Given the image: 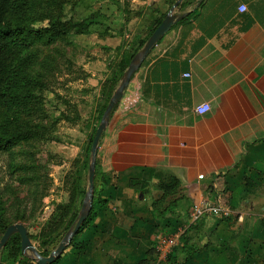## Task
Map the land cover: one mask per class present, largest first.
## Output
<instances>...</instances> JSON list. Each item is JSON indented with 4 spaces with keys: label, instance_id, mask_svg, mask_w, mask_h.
<instances>
[{
    "label": "crops",
    "instance_id": "1",
    "mask_svg": "<svg viewBox=\"0 0 264 264\" xmlns=\"http://www.w3.org/2000/svg\"><path fill=\"white\" fill-rule=\"evenodd\" d=\"M184 1L174 11L178 22L129 85L135 103L130 107L123 96L100 142L106 180L100 188L109 200L98 225L78 237L87 248L68 247L61 264H165L158 236L179 230L182 238L197 234L172 250L179 262L198 240L205 249L187 264L264 261V0ZM132 6L140 14L129 25L142 36L172 8L165 0H132ZM110 28L111 55L124 34L123 27ZM202 103L211 110L200 116L195 108ZM173 177L181 181L180 201L160 220L152 204L163 195L160 184ZM215 197L227 198L232 217L206 216L200 232L192 229L193 205Z\"/></svg>",
    "mask_w": 264,
    "mask_h": 264
},
{
    "label": "rangeland",
    "instance_id": "2",
    "mask_svg": "<svg viewBox=\"0 0 264 264\" xmlns=\"http://www.w3.org/2000/svg\"><path fill=\"white\" fill-rule=\"evenodd\" d=\"M61 3L64 20L80 23L99 12L102 24L93 27L89 35H71L64 42L53 46L37 47L40 56L31 73L42 80L46 87L42 93L43 101L39 103L40 120L37 116L31 119L36 124L43 123L44 137L16 147L12 156L0 154V206L4 208V218L12 225L26 226L30 240L39 253L40 245L36 238L58 205L69 202L72 182L82 171L85 193L78 202V216L81 212L89 190V169L83 168V163L94 130L102 120H99V116L105 104L103 89L110 78L108 70L112 75L123 51H127L128 56L132 54L135 35L141 33V29L134 33L136 30L132 24L129 25L131 22L129 26L124 25L127 15L133 21L140 14L132 6V0H119V5L108 0H42L41 12L51 14ZM48 23V20L38 22L35 27H45ZM108 26L117 29L123 27L122 44L125 43V50L122 53L114 52L110 55L108 52V36H101ZM126 34L130 36L126 38ZM108 55L109 59L113 57L114 60L110 61ZM20 167L29 170L22 171ZM100 183L102 181L99 178L97 185ZM215 200L228 205L227 198L220 200L215 197ZM195 235V232L190 231L187 237H181L178 246H187L188 240L194 239ZM197 243L200 246V240ZM178 246L172 249L173 252ZM250 249L252 247L247 249L246 255L253 257L254 251L250 253ZM4 255L2 250L0 264H16ZM26 256L34 257L32 253ZM260 262L264 264V261Z\"/></svg>",
    "mask_w": 264,
    "mask_h": 264
},
{
    "label": "trees",
    "instance_id": "3",
    "mask_svg": "<svg viewBox=\"0 0 264 264\" xmlns=\"http://www.w3.org/2000/svg\"><path fill=\"white\" fill-rule=\"evenodd\" d=\"M108 1L119 5V0ZM165 1L172 7L178 0ZM184 3L185 1L180 6L182 7ZM41 5L42 0H0V154L12 156L13 150L16 147L30 144L36 140H42L44 137L43 123L39 122L36 124L35 120L31 119L32 116L35 118L37 116L38 120H40L39 103L43 101L42 93L46 87L42 80L32 76L31 73L38 63L40 56V51L37 50V47L53 46L59 42H64L71 35H89L93 27L102 24L100 22L101 13L99 12L90 15L80 23H74L64 20L62 3L51 14H43L41 12ZM165 18L166 14L158 21L149 34L135 36V46L132 47V54L130 56H128L129 54L127 55V51H123L125 43L116 50L117 52L123 51V53L121 54V59L113 68L111 78L108 79V82L104 86L103 95L105 104L100 111L99 120L102 119L107 105L119 86L131 60L143 49L148 39ZM45 20L49 21L47 26L35 27L36 23ZM131 20L130 16L127 15L124 19V25L127 26ZM112 35V29L109 26L101 34V36ZM121 35H123L122 30ZM136 77L137 72L133 75L130 84H136ZM129 89L130 86L124 92V97H128L129 106L132 107L137 96L136 93L128 96ZM120 106L121 102L112 111L110 124ZM97 129L98 126L94 130L95 134ZM95 134H93L90 147L86 152L83 163V168L85 169H89L91 147ZM19 169L22 171L29 170H26L25 167H20ZM96 177L92 211L69 247L70 251H84L87 248V242L79 241L78 237L91 225H98L96 221L99 219V213L107 205L109 200L102 198L100 193L102 194L104 188L99 189V184L97 185L99 178L103 181V185L101 183L99 186L104 187L106 183L105 176L101 172L99 154L96 163ZM82 182L81 171L78 177L72 182L69 202L58 205L56 212L51 215L40 236L36 238L40 245V254L43 257H48L58 245L60 239L76 225L79 217L77 213L78 202L80 197L84 196L85 193ZM131 184L132 186L135 185L133 181H131ZM180 187L181 181L176 177L160 184L163 195L152 204V210L160 220H164L170 212L174 211L175 207L177 208L180 201L178 197ZM97 193L98 196L96 197ZM4 216V208L0 206V235H4L8 227L13 224L8 223ZM203 225L204 220L202 219L197 222V225L192 226V229H197L200 232ZM29 237L31 239V236ZM204 249L205 247L200 248L195 244L191 245L185 251L184 262H179L177 257L171 254L165 260V264H187L196 254L201 253ZM3 255L12 259L16 264H37L34 260L23 256L21 236L19 234L12 236L3 249ZM66 258L67 253L65 252L52 264H61ZM141 264H146V261H142Z\"/></svg>",
    "mask_w": 264,
    "mask_h": 264
},
{
    "label": "water",
    "instance_id": "4",
    "mask_svg": "<svg viewBox=\"0 0 264 264\" xmlns=\"http://www.w3.org/2000/svg\"><path fill=\"white\" fill-rule=\"evenodd\" d=\"M184 0H178L170 9L169 13L166 15V18L162 21V23L158 26V28L154 31V33L151 35V37L148 39L147 43L143 47V49L136 54V56L132 59V61L129 64V67L127 71L125 72L124 76L121 79V82L117 89L115 90L113 96L111 97L108 106L104 112V115L102 117L101 123L98 126V129L96 131L92 147H91V160H90V166H89V190L86 194L81 212L78 217V221L76 225H74L64 236L62 241L60 242L59 246L55 251H53L48 257H43L37 250V248L33 245V243L30 240L29 232L26 226L23 224H14L8 227L4 235L2 236L0 240V255L2 253V250L6 246V244L9 242V240L14 236L15 234H19L21 236V245H22V254L25 257L28 253H32L34 255L33 258L28 257L32 260H35L37 264H52L54 263L58 258H60L68 247L71 246L74 238L80 231L82 225L89 217L94 203V197H95V177H96V163H97V157L100 149V141L107 130L109 124H110V116L112 111L114 110L115 106L119 104L124 96V92L129 87L131 83V79L133 75L138 72V70L141 68L142 64L150 54V52L153 50V48L164 38V36L170 32L173 25L178 22V18L176 14H174L175 9L182 3ZM1 262V260H0Z\"/></svg>",
    "mask_w": 264,
    "mask_h": 264
},
{
    "label": "built area",
    "instance_id": "5",
    "mask_svg": "<svg viewBox=\"0 0 264 264\" xmlns=\"http://www.w3.org/2000/svg\"><path fill=\"white\" fill-rule=\"evenodd\" d=\"M247 11L245 5L239 7V12L244 13ZM211 106L208 103H202L195 108L196 114L203 116L210 112ZM204 176H200L199 179L202 180ZM233 210L224 205L221 202L212 201V200H203L199 203H195L192 208L191 213V222L192 224L197 223L206 216H215L221 220H228L232 217ZM184 234V231L179 230L172 235L160 234L158 236L157 242V251L159 254L160 261H165L167 257L171 254L172 249L178 244L181 236Z\"/></svg>",
    "mask_w": 264,
    "mask_h": 264
}]
</instances>
